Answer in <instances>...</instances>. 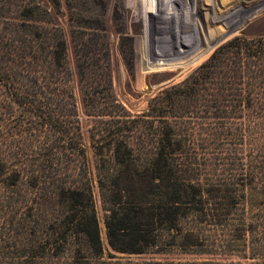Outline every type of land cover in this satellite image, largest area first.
I'll return each instance as SVG.
<instances>
[{"label": "trees", "instance_id": "obj_1", "mask_svg": "<svg viewBox=\"0 0 264 264\" xmlns=\"http://www.w3.org/2000/svg\"><path fill=\"white\" fill-rule=\"evenodd\" d=\"M39 28L34 26L35 38L23 44L0 41V84L15 103L69 104L74 92L65 61L66 41L63 36L44 39ZM84 94L92 103L90 93ZM209 107L219 108V125L212 127L219 129V169L223 170L219 188L214 189L219 200L206 197L208 188L198 178V153L194 156L192 149L191 155L196 128L204 122L192 121V116L182 118L185 113H199L196 108ZM173 113H180L181 118ZM76 129L74 143L81 160L86 152L81 130ZM92 140L96 182L113 251L167 254L179 249L189 253L205 245L201 224L219 215V222H214L221 231L219 250L251 264H264L263 39L237 36L229 40L185 81L154 98L149 111L135 118L96 122ZM57 153L51 150L41 160L47 167L56 164L63 170L66 165ZM19 161L9 169L1 159L2 171L12 172V182H27L26 161ZM32 173L33 182H46L49 177L47 172ZM60 197L66 214L61 224L50 223L47 233L59 235L60 247H74L72 264H97L104 246L92 184L62 186ZM147 264L243 263L206 259Z\"/></svg>", "mask_w": 264, "mask_h": 264}, {"label": "rangeland", "instance_id": "obj_2", "mask_svg": "<svg viewBox=\"0 0 264 264\" xmlns=\"http://www.w3.org/2000/svg\"><path fill=\"white\" fill-rule=\"evenodd\" d=\"M215 2L0 0V41L23 44L35 38L34 26L40 27L44 39L64 37L69 84L74 92V101L69 104L54 101L26 105L11 101L8 89L0 84V160H6L9 169L25 160L29 176L27 182H12V172H3L0 165V264H72L74 247L70 244L61 248L56 243L59 235L47 233V228L52 222L61 224L66 214L60 188L82 184H92L95 194L104 246V256L97 264L206 259L251 264L219 250L221 231L219 223L214 224L219 222V215L201 224L205 245L189 253L179 249L167 254L116 253L108 243L105 210L96 182L92 140L96 122L101 125L120 116L135 118L149 111L154 98L185 81L220 46L237 36L264 40V0ZM239 7H243L245 19L237 27L233 26L236 21L215 19L219 11L227 13ZM84 92L90 93L92 103ZM91 105L97 110L93 111ZM196 109L199 113L182 117L204 122L196 128V139L191 143L196 153L192 150L191 155L198 153L197 162L201 163L199 183L213 189L211 193L206 190V197L219 200V192L214 191L223 173L219 169V129H212L219 125V108ZM173 114L180 117V113ZM200 115L205 117L197 119ZM77 127L86 152L81 160L74 143ZM51 150L63 157V170L60 165L50 168L43 164V155ZM39 171L48 173L46 182H33L32 172Z\"/></svg>", "mask_w": 264, "mask_h": 264}, {"label": "bare ground", "instance_id": "obj_3", "mask_svg": "<svg viewBox=\"0 0 264 264\" xmlns=\"http://www.w3.org/2000/svg\"><path fill=\"white\" fill-rule=\"evenodd\" d=\"M200 2L201 1H203V0H199ZM211 1H214L215 2V0H211ZM227 1V0H226ZM236 1H242V0H235V2ZM244 1V0H243ZM233 2V1H232ZM209 3V2H208ZM216 3V2H215ZM227 3V2H226ZM243 3V2H242ZM237 5V4H236ZM238 6V5H237ZM229 7V6H228ZM220 8V7H219ZM231 9V8H230ZM234 11H229V12H227V13H220V11H219V15H216L215 16V19L217 18V19H219V22H223V21H225V20H227V19H229V20H231V22H235L236 21V23H235V25H233L234 26V28L235 27H237V25L240 23V22H242L245 18H243V13L242 12H244V9H243V7H239V8H232ZM249 12V11H248ZM252 12V11H251ZM241 15V16H240ZM228 20V21H229ZM227 21V22H228ZM238 22V23H237ZM157 61V60H156ZM160 61V60H159ZM163 63V62H162ZM170 64V63H169ZM168 64V65H169ZM172 64V63H171ZM154 65V64H153ZM158 65V64H157ZM162 65V64H161ZM160 65V66H161ZM180 66V65H179ZM150 67H151V65H148L147 66V69H150ZM154 67V66H153ZM185 69V68H184Z\"/></svg>", "mask_w": 264, "mask_h": 264}]
</instances>
